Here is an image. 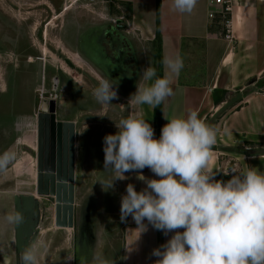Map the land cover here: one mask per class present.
I'll return each instance as SVG.
<instances>
[{
    "label": "crops",
    "instance_id": "obj_1",
    "mask_svg": "<svg viewBox=\"0 0 264 264\" xmlns=\"http://www.w3.org/2000/svg\"><path fill=\"white\" fill-rule=\"evenodd\" d=\"M109 2L131 16L132 24L123 33L125 42L122 33H107L112 46L121 52L114 63L142 62L145 46L149 45L147 49L152 52L145 63L155 69L160 67L162 77L165 57L179 55L184 66L179 76L173 77L174 95L155 109L147 110L144 105L133 116L121 110L122 106L112 109L108 105L96 111L101 104L96 102L93 90H86L74 78H59L56 74L52 77L57 76L60 92L56 98V118L74 125L72 155L69 138L64 140L61 131L59 142L55 136V167L58 164L69 168L72 163L73 173V223L59 226L79 228L71 247L74 264H92L97 256L110 264H154L158 257L151 255L153 249L165 244L174 233L165 236L147 220V230L142 232L143 228L131 216L121 220L120 207L129 183L138 192L146 187L140 174L146 179L159 177L147 167L142 172H126V179L116 180L113 189L104 191L97 181L114 178L110 169L104 171V137L116 134L115 122L132 116L147 120L154 129V138L159 139L162 127L168 123L166 118H186L190 110H196L200 118L219 130L212 162L216 180H225L219 166L226 157L232 162L235 159L242 171L253 167L264 172V0L238 8L234 25L237 40L233 42L214 34L216 24L208 16L207 0H198L191 13L174 10L173 0ZM133 29L144 33L143 40L131 34ZM79 47L83 48L82 44ZM127 73L125 78L132 81L131 85L137 80V73ZM120 74L119 77L123 76ZM63 88H71V94H62ZM86 249L89 254L85 261H77Z\"/></svg>",
    "mask_w": 264,
    "mask_h": 264
},
{
    "label": "clouds",
    "instance_id": "obj_2",
    "mask_svg": "<svg viewBox=\"0 0 264 264\" xmlns=\"http://www.w3.org/2000/svg\"><path fill=\"white\" fill-rule=\"evenodd\" d=\"M197 2L173 0V9L191 13ZM162 63L163 77L157 76L154 67L142 70L130 97L133 104L155 109L174 95L173 77L179 76L183 59L169 56ZM116 86L101 79L93 90L96 102L110 104L117 97ZM166 119L159 139L147 120L132 116L115 122L116 134L104 137V171L110 169L114 177L97 181L104 191L113 189L116 180L126 179V172L147 167L159 177L146 179L140 174L146 187L139 192L131 183L126 186L121 220L131 216L142 232L147 230V220L165 236L174 233L153 249L151 255L158 257L154 264H264V172L250 167L238 173L233 170L227 181L216 180L212 162L219 130L196 110H190L186 118ZM15 160L12 150L0 154V174ZM5 219L13 225L24 222L19 211ZM40 254V244L33 242L21 251L20 262L39 264ZM95 260L110 264L102 256Z\"/></svg>",
    "mask_w": 264,
    "mask_h": 264
},
{
    "label": "rangeland",
    "instance_id": "obj_3",
    "mask_svg": "<svg viewBox=\"0 0 264 264\" xmlns=\"http://www.w3.org/2000/svg\"><path fill=\"white\" fill-rule=\"evenodd\" d=\"M253 2L248 0L244 6ZM119 14V8L105 0H85L64 12L61 0H0V154L8 150L16 153V160L8 171L0 174V264H21L20 253L14 248L13 224L5 217L12 213L14 193L35 191L36 113L49 92H55L52 77L56 74L59 78H74L86 90H94L101 79L117 83V97L111 104H101L96 111L108 105H112V109L122 106L121 110L133 116L144 106L133 104L130 97L137 90L141 69L148 67L145 62L149 61L152 52L147 49L149 45L145 46L142 62L139 60L132 65L126 61L121 68L115 61L105 68L79 47L81 36L86 32L95 36L92 45L96 49L112 54L103 44V40L109 41L107 33H122L125 42L123 33L132 27L131 16L125 13L130 26L113 24L111 18ZM131 34L143 40L144 33L133 29ZM154 52L157 53V49ZM133 69L137 80L130 85L132 81L125 76ZM114 70L125 76L119 77ZM40 88L45 89V97L40 96ZM71 91V88L61 90L64 95ZM258 91L262 92L261 89ZM42 196L43 218L39 223L42 231L33 241L41 246L39 264H74L71 247L79 228H61L55 224V199L50 195Z\"/></svg>",
    "mask_w": 264,
    "mask_h": 264
},
{
    "label": "water",
    "instance_id": "obj_4",
    "mask_svg": "<svg viewBox=\"0 0 264 264\" xmlns=\"http://www.w3.org/2000/svg\"><path fill=\"white\" fill-rule=\"evenodd\" d=\"M86 51L89 54L88 50ZM55 108V98H49L43 101L41 109L36 113L35 191L13 194V213L19 211L24 216V222L13 225L14 248L18 253H21L29 243L31 235L35 232L42 218L41 198H39L41 195H51L55 199L53 207L55 224L71 226L73 223L72 163L69 168H66L65 165L58 166V164L55 167L54 161L55 152L58 148L56 142H59L58 138L60 137L59 131L63 134L64 140L69 138L70 155H72L74 125L71 121L57 119ZM55 136H57V141ZM88 252L87 249L83 250L81 255L84 256L80 259L77 257V261L83 263L89 254Z\"/></svg>",
    "mask_w": 264,
    "mask_h": 264
},
{
    "label": "built area",
    "instance_id": "obj_5",
    "mask_svg": "<svg viewBox=\"0 0 264 264\" xmlns=\"http://www.w3.org/2000/svg\"><path fill=\"white\" fill-rule=\"evenodd\" d=\"M83 1L85 0H61V9L64 10L66 5L71 7L73 4ZM246 3H248V0H207L208 16L214 20L216 24L214 34L227 40L228 42L236 41L237 37L234 27L236 12L240 6H243ZM111 21L116 25L129 24L124 13L111 18ZM44 93L45 89L40 88L41 97L44 96ZM56 96V92L51 91L49 92L48 96H46V98H55ZM220 154L223 155V152H220ZM233 160L234 161L232 162L231 158L226 157L224 161L220 162L219 171H221V173L226 176L224 181L231 179L233 170H236L237 173L242 172V170H240V166H237V163H235V159ZM230 161L232 162V166H229ZM245 170L247 169L245 168Z\"/></svg>",
    "mask_w": 264,
    "mask_h": 264
},
{
    "label": "flooded vegetation",
    "instance_id": "obj_6",
    "mask_svg": "<svg viewBox=\"0 0 264 264\" xmlns=\"http://www.w3.org/2000/svg\"><path fill=\"white\" fill-rule=\"evenodd\" d=\"M119 25H122V24H119ZM125 24H123V26H124ZM85 33V32H84ZM83 33V34H84ZM83 34H82V36H81V43L80 44H83L82 46L84 47V48H82L84 51H86V50H88V52H89V56H92V58L94 59V60H96V61H98V62H100L105 68H107L108 67V65L109 66H111L112 65V62L113 61H115V60H113V59H116L118 56L119 57H121V52H120V49H116V48H114L113 46H112V43L110 42V41H105V40H103V44H104V46H105V48H106V50L108 51V50H110V51H112V54H108V52H104V53H102L99 49H96L93 45H92V42L94 41V39H95V36H93V35H90V34H88L87 35V37L85 38V37H83ZM79 44V45H80ZM107 46V47H106ZM87 52V51H86ZM116 62V61H115ZM117 64V63H116ZM119 64V63H118ZM117 64V65H118ZM133 64H135V61H133ZM123 66V65H122ZM119 67L121 68V65L119 64ZM138 68L136 67V70H137ZM113 72H116V74L117 75H121V74H119V70H114ZM132 73H135L136 74V71H134V69L132 70ZM123 76H125L124 74H123ZM52 87L53 88H55V92H56V94H57V96L55 97V99L59 96V94H60V92H59V88H58V83H57V78H56V80H54L53 79V83H52ZM36 148V147H35ZM50 197H52L51 195H50ZM41 198V203H42V201H43V199H44V197L42 196V197H40ZM54 199V198H53ZM12 204H13V196H12ZM40 210H41V212H42V205H40ZM12 213H13V208H12ZM42 218H43V212H42ZM41 218V219H42ZM41 221V220H40ZM40 223V222H39ZM38 226H40L39 224H38ZM76 233V230H74V232H73V234H75ZM78 233H79V230H78ZM75 240H76V234H75V239H74V242H75Z\"/></svg>",
    "mask_w": 264,
    "mask_h": 264
},
{
    "label": "bare ground",
    "instance_id": "obj_7",
    "mask_svg": "<svg viewBox=\"0 0 264 264\" xmlns=\"http://www.w3.org/2000/svg\"><path fill=\"white\" fill-rule=\"evenodd\" d=\"M69 7V5H66L65 7H64V10H62V12H64L65 10H67V8ZM54 18V17H53ZM87 35L88 34H86V32L83 34V37H87ZM55 78H57V77H55ZM55 78H54V80H55ZM42 104V103H41ZM40 198V197H39ZM42 230H41V227L40 226H37V228H36V230H35V232L31 235V237H30V239H29V243L26 245V246H28L29 244H31L34 240H35V238L38 236V234L41 232ZM19 259H20V256H19Z\"/></svg>",
    "mask_w": 264,
    "mask_h": 264
},
{
    "label": "trees",
    "instance_id": "obj_8",
    "mask_svg": "<svg viewBox=\"0 0 264 264\" xmlns=\"http://www.w3.org/2000/svg\"><path fill=\"white\" fill-rule=\"evenodd\" d=\"M160 63H161V60H160ZM156 71H157V76L162 77V70H161V68L159 67ZM217 99L218 98H214V101H217Z\"/></svg>",
    "mask_w": 264,
    "mask_h": 264
}]
</instances>
